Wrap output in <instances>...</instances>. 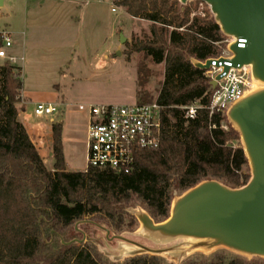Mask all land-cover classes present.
Masks as SVG:
<instances>
[{
    "label": "trees",
    "instance_id": "16d2710c",
    "mask_svg": "<svg viewBox=\"0 0 264 264\" xmlns=\"http://www.w3.org/2000/svg\"><path fill=\"white\" fill-rule=\"evenodd\" d=\"M113 5L151 24L149 35L129 44L128 54L143 53L155 65L165 64L157 98L164 107L160 146L139 150L128 172L49 170L19 118L22 69L8 62L0 65V264H118L91 246L69 243L74 224L99 217L118 232L132 228L135 219L126 209L136 201L160 223L170 215L176 190L183 194L205 180L240 188L250 179L240 136L226 115L210 116L211 80L193 64L221 54L219 45L227 38L214 19L174 0H113ZM2 45L0 33V49ZM142 86L137 103L154 102ZM195 102L202 108L195 119H187L184 108ZM125 264L163 263L145 255ZM187 264L264 260L227 261L219 256Z\"/></svg>",
    "mask_w": 264,
    "mask_h": 264
},
{
    "label": "rangeland",
    "instance_id": "374dc122",
    "mask_svg": "<svg viewBox=\"0 0 264 264\" xmlns=\"http://www.w3.org/2000/svg\"><path fill=\"white\" fill-rule=\"evenodd\" d=\"M29 1L6 0L5 7L0 8V32L12 34V48L7 49L9 54L11 51L21 52L24 49L21 42L22 36L15 33L26 32L27 35L25 37L27 61L25 63L20 61L18 65L23 68V86L32 100L27 101L24 108L26 112L21 114V119L28 126L29 131L37 135V149L49 170L82 172L88 167L89 117L86 110H80V106L91 103L137 104V90L140 89V85H143L144 94L156 100L165 79V64L155 65L150 59H145L143 53L128 54L129 44L149 35L151 24L145 21V23L134 25L133 35L128 33L124 36L119 30L116 33L113 32L115 26L128 27L131 20L125 11L115 7L110 0H86L76 5L77 7L69 6L70 17L67 25L55 20V16L48 11L49 2L41 3V0H33L36 3L40 2L42 6L33 9V18L30 19L32 24L27 27L23 17ZM189 5L199 16L204 17L209 14L212 17L205 4L192 1ZM81 9L85 11L82 15ZM113 9L116 11L113 12ZM39 13L41 14L38 15ZM60 25H63L65 29L62 38L60 37L62 27ZM121 35L126 38L124 44H122ZM56 41H60L61 45L57 47L58 42ZM225 41L219 45L221 54L227 50ZM76 42L80 45H76ZM118 46H122L123 50L118 58H113L110 62L103 60L105 51H113L112 53L117 56ZM27 52L29 54L37 52V60L34 61L32 57L28 60ZM4 63L6 62L0 60V65ZM143 68L145 71L140 73V69ZM254 88L258 86L255 85ZM58 93L65 99L64 105L58 103L61 110L53 116L43 117L39 122H35L36 104L48 102L55 104L57 102L54 100ZM50 95H54V100L48 98ZM181 194L175 191V196ZM138 208L147 211L138 201L126 211L132 215L131 211ZM133 217L134 226L125 227L121 232L116 231L99 217L84 218L70 229L69 239L72 240L68 242L72 244L73 241H78L79 243H76L78 245L91 246L105 258L108 254L118 253L120 255L127 252L128 246L120 241L108 240L102 227L111 231L110 238L113 235L125 236L148 247L170 248L179 244L156 245L140 237L137 233L140 225L135 216ZM61 241L66 242L64 239ZM219 256H223L227 261L231 259L246 262L257 260L243 258L225 250L210 254L194 252L186 256L171 252L157 258L163 264H187L194 261L212 262ZM110 258L107 259L118 264H125L129 260L114 262L112 261L114 259Z\"/></svg>",
    "mask_w": 264,
    "mask_h": 264
},
{
    "label": "water",
    "instance_id": "95a60500",
    "mask_svg": "<svg viewBox=\"0 0 264 264\" xmlns=\"http://www.w3.org/2000/svg\"><path fill=\"white\" fill-rule=\"evenodd\" d=\"M182 6L198 1L208 6L225 38L233 39L228 49L233 67H249L253 88L227 112V120L239 134L250 168L248 183L229 187L217 180H205L174 198L169 217L157 223L144 209L132 210L139 223L140 237L156 245L179 243L170 248H153L102 228L110 241L128 246L125 253L108 254L120 262L139 256L159 257L171 252L186 256L225 250L243 258L264 260V0H174ZM4 0H0V7ZM122 37V44L126 38ZM245 40V47L239 41ZM121 53L118 52L117 56ZM196 68L208 72L212 60H193ZM229 69L226 68L225 72ZM222 74L211 81L212 88ZM63 242V241H62ZM79 243L78 241H73ZM64 243V242H63Z\"/></svg>",
    "mask_w": 264,
    "mask_h": 264
},
{
    "label": "built area",
    "instance_id": "2783aa9c",
    "mask_svg": "<svg viewBox=\"0 0 264 264\" xmlns=\"http://www.w3.org/2000/svg\"><path fill=\"white\" fill-rule=\"evenodd\" d=\"M116 10L113 9V12ZM3 45L0 49V60L16 66L18 58L10 55L7 49L12 48L9 33L2 32ZM227 50L212 59L211 70L206 72L212 81L222 74V80L213 89L210 116L227 115L228 110L254 88L251 70L244 67L239 70L233 67V55L228 46L234 42L226 39ZM245 40L239 41L241 48ZM229 70L225 72V69ZM202 106L195 102L184 108L187 119H195ZM81 111H87L88 127V168L112 169L128 172L133 168L139 150L157 149L160 146L163 130L164 107L154 100L147 104L131 105H81ZM60 111V107L52 103L36 105L34 115L37 120L50 117Z\"/></svg>",
    "mask_w": 264,
    "mask_h": 264
},
{
    "label": "crops",
    "instance_id": "0c3cea01",
    "mask_svg": "<svg viewBox=\"0 0 264 264\" xmlns=\"http://www.w3.org/2000/svg\"><path fill=\"white\" fill-rule=\"evenodd\" d=\"M42 2L41 3H43L44 1H47V2H49L48 3V11H50L51 13H52V15H54L55 16V20H59V21H61L62 23H66V25H67V22L69 21V17H70V11H69V6H72V7H77L76 5H78V4H82V3H84L86 0H41ZM53 2V3H52ZM110 2L113 4V0H110ZM40 2L39 3H36V2H33V0H30L29 1V4L27 5V7H25V10H24V22H25V25L27 26V27H29L31 24H32V22L30 21V19L31 18H33V13H34V11H33V9L34 8H39V7H41L42 6V4H41ZM5 4H6V0H4V5L2 6V7H0V8H4L5 7ZM36 4H39V5H36ZM119 9H121V10H123V11H125V13H126V15L127 16H129V18H130V20H131V23L129 24V26L128 27H125V26H123L124 28H120V27H118V26H115L114 27V30H113V32H115L116 33V31L117 30H119V32L120 33H123V35L124 36H126L128 33H131L132 35H133V30H132V28L134 27V25H139V23H145V21H142V20H138V19H134V18H132L130 15H128V13L126 12V10L125 9H123V8H119ZM76 11H77V9H76ZM81 11V15L85 12L84 11V9H81L80 10ZM113 11V10H112ZM41 13H39L38 15H40ZM75 14V13H74ZM73 17V16H72ZM66 25H65V27H66ZM60 26H62L61 27V34H60V37L62 36V34L64 33V31H65V29H63V25H60ZM118 28V29H117ZM4 32V31H3ZM124 32H126V33H124ZM0 33H2V32H0ZM11 34V33H10ZM16 35H18V36H22V43H23V47H24V49H22V51L20 52V51H17V50H14V51H11L10 52V55H13V56H16L17 58H18V63L21 61V62H26L27 61V59H26V56H25V51L27 50V49H25V42H26V39H25V37L27 36L26 35V32H22V33H15ZM11 36V38H12V34L10 35ZM62 38V37H61ZM56 42H58V44H57V47L58 46H60L61 44H60V41H56ZM62 43V42H61ZM76 45H80V43L79 42H76ZM63 46V45H62ZM122 46H118L117 48H116V52H120V53H122V48H121ZM113 51H105L104 52V55H103V60H109V62H110V60L111 59H113V58H118V56H115L114 55V53H112ZM115 52V51H114ZM28 53V52H27ZM34 55V56H33ZM27 56H28V60H30L31 58L30 57H32V59L34 60V61H36L37 60V58H36V56H37V52H34V53H32V54H27ZM18 63H17V67H20L21 69H22V73H23V68L20 66V65H18ZM24 90V91H23ZM23 90H22V101H21V104L19 105V108H20V111H22V112H20V115H19V118H20V121L22 122V124L24 125V127L26 128V130H27V132H28V134L31 136V138H32V140H33V142H34V144H35V146H36V148H37V145H36V141H37V135L35 134V133H31L30 131H29V129H28V126L22 121V119H21V117H22V113L23 114H25V110H24V108L26 107V103H27V101L28 100H32L31 99V97H29L28 95H27V93L25 92V89H24V86H23ZM49 99H52V100H54L53 98H55L54 97V95H50L49 97H48ZM47 98V99H48ZM54 102H57V103H55L57 106H60V104H58V103H61V104H65V99H64V96L63 95H60L59 96V93L57 94V96H56V99L54 100ZM49 103V102H48ZM35 104V103H34ZM53 104V103H52ZM37 105V104H36ZM86 105H109V104H104V103H97V104H95V103H91V104H86ZM110 105H114V104H110ZM36 107V106H35ZM61 110V109H60ZM89 117V116H88ZM40 120H35V122H39ZM53 121V120H52ZM87 148H88V144H87ZM38 150V149H37ZM39 152V151H38ZM40 154V153H39ZM41 156V155H40ZM42 157V156H41ZM43 159V158H42ZM43 161H44V159H43ZM44 163H45V161H44ZM46 165V164H45ZM51 171H53V170H51ZM63 171H66V170H63ZM72 171H75V170H72ZM86 171V170H85ZM68 172H70V171H68ZM83 172V171H82Z\"/></svg>",
    "mask_w": 264,
    "mask_h": 264
},
{
    "label": "bare ground",
    "instance_id": "6f19581e",
    "mask_svg": "<svg viewBox=\"0 0 264 264\" xmlns=\"http://www.w3.org/2000/svg\"><path fill=\"white\" fill-rule=\"evenodd\" d=\"M257 86H258V88H259V85L258 84H256ZM257 89V88H256Z\"/></svg>",
    "mask_w": 264,
    "mask_h": 264
}]
</instances>
